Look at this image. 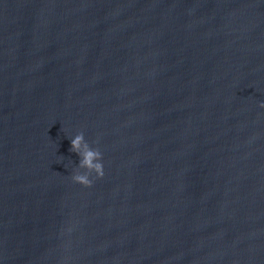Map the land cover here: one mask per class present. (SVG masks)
Listing matches in <instances>:
<instances>
[{
	"label": "water",
	"instance_id": "1",
	"mask_svg": "<svg viewBox=\"0 0 264 264\" xmlns=\"http://www.w3.org/2000/svg\"><path fill=\"white\" fill-rule=\"evenodd\" d=\"M262 102L264 0H0V264H264Z\"/></svg>",
	"mask_w": 264,
	"mask_h": 264
},
{
	"label": "clouds",
	"instance_id": "2",
	"mask_svg": "<svg viewBox=\"0 0 264 264\" xmlns=\"http://www.w3.org/2000/svg\"><path fill=\"white\" fill-rule=\"evenodd\" d=\"M264 107V102L260 104ZM70 151L76 152L80 156L79 168L85 171H76L72 176V180L85 187H91L93 180L90 178L93 173L96 174L97 178H103L104 176V165H103V154L98 148H93L86 141L83 132L77 134L71 139Z\"/></svg>",
	"mask_w": 264,
	"mask_h": 264
}]
</instances>
